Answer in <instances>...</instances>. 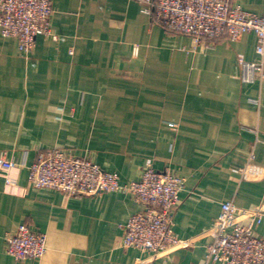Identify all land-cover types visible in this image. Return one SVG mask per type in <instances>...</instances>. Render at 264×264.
<instances>
[{"label": "crops", "instance_id": "crops-1", "mask_svg": "<svg viewBox=\"0 0 264 264\" xmlns=\"http://www.w3.org/2000/svg\"><path fill=\"white\" fill-rule=\"evenodd\" d=\"M232 1L264 17V0ZM51 2L63 41L38 37L24 55L0 36V156L20 166L8 183L0 170V264H207L224 203L264 210V81L243 83L239 66L258 60L255 33L195 47L133 0ZM56 148L122 183L148 169L184 179L173 231L188 245L158 256L123 248V227L143 208L129 194L35 189L27 167ZM22 224L47 236L42 259L7 255ZM256 232L264 237V220Z\"/></svg>", "mask_w": 264, "mask_h": 264}, {"label": "built area", "instance_id": "built-area-1", "mask_svg": "<svg viewBox=\"0 0 264 264\" xmlns=\"http://www.w3.org/2000/svg\"><path fill=\"white\" fill-rule=\"evenodd\" d=\"M142 13L161 28L192 39L195 47L205 41H239L255 33L258 60L239 59L243 83L264 81V17L243 10L232 0H133ZM51 0H0V36L13 38L19 51L31 54L38 37L63 41L51 26ZM254 158L252 153L251 159ZM15 160L0 156V170L8 174L19 169ZM28 182L35 189H52L76 196L119 192L129 194L142 210L133 214L123 227L122 247L134 248L155 256L168 255L187 246L173 231V215L180 201L185 180L171 171L146 170L140 181L122 183L119 176L95 162L72 156L61 149L38 155L27 167ZM237 214L249 222L242 224ZM264 220L263 209L240 210L233 202L222 205L208 235L207 264H264V237L257 228ZM47 252V236L20 225L6 237V253L17 261L42 259Z\"/></svg>", "mask_w": 264, "mask_h": 264}]
</instances>
